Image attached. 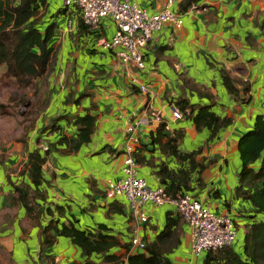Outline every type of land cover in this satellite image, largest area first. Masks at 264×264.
Wrapping results in <instances>:
<instances>
[{
	"label": "crops",
	"instance_id": "obj_1",
	"mask_svg": "<svg viewBox=\"0 0 264 264\" xmlns=\"http://www.w3.org/2000/svg\"><path fill=\"white\" fill-rule=\"evenodd\" d=\"M47 1L46 21L57 24L51 39L56 49L43 76L41 105L34 107L40 109L28 133L35 142L30 140L25 159L35 150L41 155L49 151L42 165L48 184L39 186L45 199L31 198L32 210L10 199L1 210L0 264H44L46 260L38 258L40 231L51 219L59 227L71 224L91 231L94 237L111 234L120 245L107 252L119 255L127 264L130 254L141 251L131 247V236L153 241L168 216L181 221L176 232L180 243L169 252V260L172 264H201L204 253H191L189 225L173 206L146 203L147 221L139 222L123 197L106 196V181L122 175L130 126L138 138L137 175L149 186L165 189L170 179L163 173L174 174L176 180L184 176L190 187L184 192L215 213L235 217L240 233L232 247H241L238 237L245 232L244 215L251 205L235 197L240 169L237 144L252 129L256 115L264 116V0H199L196 4L204 9L197 11L183 8V0L169 4L166 0H132L148 13L167 6L182 20L180 27L166 23L153 33L143 49L141 68L131 63L125 66L117 49L96 44L98 38L110 39L115 33L109 17L102 19L99 29L91 30L78 26L77 13L69 31L65 13L51 18L63 9L64 0ZM222 71L233 80L237 97L227 91ZM131 74L138 83L130 82ZM141 84L145 91L140 90ZM244 85L249 86L248 91ZM246 94L249 100L241 101ZM178 98H184L191 109L186 107L176 117L172 108ZM203 105H209L218 116V124L229 120L212 136L210 128L198 129L191 117ZM86 113L94 118L93 128L88 141L76 146L75 118ZM163 123L165 135L159 139L157 130ZM173 139L181 154L199 150L193 169L172 152L167 142L174 144ZM49 252L55 264L111 263L101 253L83 254L80 246L63 235Z\"/></svg>",
	"mask_w": 264,
	"mask_h": 264
},
{
	"label": "trees",
	"instance_id": "obj_2",
	"mask_svg": "<svg viewBox=\"0 0 264 264\" xmlns=\"http://www.w3.org/2000/svg\"><path fill=\"white\" fill-rule=\"evenodd\" d=\"M197 1L199 0H183V8L187 9L192 4H196ZM47 9V0H0V70H4L6 75L14 78L22 87H28L34 84L35 79L43 77L47 73L54 56L55 46L51 39L57 24L54 20L46 21ZM67 10L68 8L63 4V9L58 13L51 14V18L62 12L66 16ZM78 12L79 9L75 5L69 14H74L75 17ZM77 20L79 27H87L82 23L80 17ZM42 24H46L43 29ZM222 77L229 94L237 97L238 90L228 73L222 71ZM243 87L245 91L249 90V86L244 85ZM240 100L246 102L249 100V96L246 94V98ZM186 107L191 109L184 98H178L174 104V108L179 113H183ZM191 117L198 129L210 128L211 136L220 126L225 125L226 121H229L226 119V121L218 124L219 118L209 105L199 106L197 112ZM93 122L94 118L88 113L75 118V124L78 126L76 146L88 141ZM164 127V123L160 124L157 130V138L160 139L161 136L165 135ZM173 141L174 144L167 142L172 152L179 160L189 163V170L193 169L197 165L195 156L199 150L181 154L176 147L175 139ZM136 148L137 146L133 152L135 162H137ZM237 150L240 169L238 184L235 187V197L248 201L251 205V209L247 210L244 215L247 219V226L243 234L242 251L238 252L233 249L231 244L217 251L205 252L203 264H264L263 115H256L252 129L240 136ZM48 152L45 150V155H41L38 150H35L28 154L21 172V176L26 177L24 182L14 184L8 178V182L13 185L15 190L9 195L11 203L20 201L27 210H32V202L34 201H31V198L45 199V194L39 189V186L43 183L48 184L44 180L42 172V165ZM178 172L182 174L185 171L179 170ZM163 176L170 179L166 191L171 195L190 189L184 176L177 180L174 174L171 176L169 173H163ZM27 179L28 183L26 182ZM30 187H32V191L30 189L29 192L28 188ZM56 208L61 210L59 205ZM47 210L51 212V208L48 207ZM231 218L236 228L235 217ZM180 224L179 218L168 216L164 228L156 235L155 239L147 242L145 247L140 249L141 251L130 254L127 257V264H172L168 255L180 243L176 233L180 229ZM60 235L68 237L73 243L80 246L85 255H89L91 252L101 253L105 262L124 264V260L120 259L119 255L107 252L111 247L120 245L119 241L111 234H99L94 237L91 231L80 230L71 224L59 227L56 220L53 219L40 231L38 258H44L46 260L44 264H55L54 255L48 251ZM87 264L93 263L87 262Z\"/></svg>",
	"mask_w": 264,
	"mask_h": 264
},
{
	"label": "built area",
	"instance_id": "obj_3",
	"mask_svg": "<svg viewBox=\"0 0 264 264\" xmlns=\"http://www.w3.org/2000/svg\"><path fill=\"white\" fill-rule=\"evenodd\" d=\"M167 4L171 0H166ZM68 14L65 16L66 28L71 31L75 26L74 14H69L76 5L79 9L78 17L91 30L100 27L103 18L109 17L115 24L116 30L110 39L100 37L96 44L104 49H117L116 55L124 65L135 64L143 67V49L152 39L155 31L164 24L170 23L180 27L182 20L177 12L167 6L154 13H148L144 8L132 0H64ZM204 9L202 5L192 4L189 11ZM129 80L138 83L136 75L131 74ZM145 91V86H139ZM176 117L180 113L172 108ZM134 127H129L126 139V154L123 159L122 175L106 181L105 194L109 198L121 196L129 206L132 215L139 222H146L147 215L143 209L146 203L154 205L169 204L174 207L181 218L190 228V251L194 256L209 251H217L231 245L237 236L231 215L215 213L200 199L187 192L169 194L163 186L151 187L146 180L137 175V162L133 158L134 148L138 138L133 133ZM146 242L134 234L130 238L132 248L138 250L145 247Z\"/></svg>",
	"mask_w": 264,
	"mask_h": 264
},
{
	"label": "rangeland",
	"instance_id": "obj_4",
	"mask_svg": "<svg viewBox=\"0 0 264 264\" xmlns=\"http://www.w3.org/2000/svg\"><path fill=\"white\" fill-rule=\"evenodd\" d=\"M45 25L42 24V29ZM45 84L46 79L41 77L35 79L34 84L22 87L14 78L6 75L4 70H0V212L5 209L4 206H8L9 195L15 191L6 176L14 184L25 181L21 172L26 161L27 146L30 140L35 142L28 131L35 125V117L40 107L38 110L34 107L41 105V89ZM14 209L17 213V208ZM242 239L243 235L240 234L238 241L241 242L237 245L241 247L236 249L238 252L242 251ZM204 257L205 253L201 264Z\"/></svg>",
	"mask_w": 264,
	"mask_h": 264
}]
</instances>
